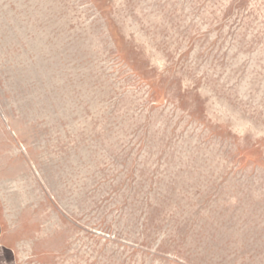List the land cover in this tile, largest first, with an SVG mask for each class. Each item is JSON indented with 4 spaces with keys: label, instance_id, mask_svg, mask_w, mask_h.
<instances>
[{
    "label": "rangeland",
    "instance_id": "rangeland-1",
    "mask_svg": "<svg viewBox=\"0 0 264 264\" xmlns=\"http://www.w3.org/2000/svg\"><path fill=\"white\" fill-rule=\"evenodd\" d=\"M0 264H264V0H0Z\"/></svg>",
    "mask_w": 264,
    "mask_h": 264
}]
</instances>
